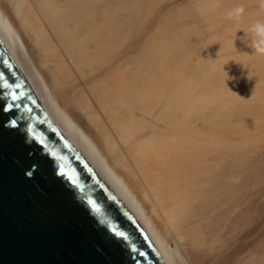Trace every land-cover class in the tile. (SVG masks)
Segmentation results:
<instances>
[{
    "label": "bare ground",
    "instance_id": "bare-ground-1",
    "mask_svg": "<svg viewBox=\"0 0 264 264\" xmlns=\"http://www.w3.org/2000/svg\"><path fill=\"white\" fill-rule=\"evenodd\" d=\"M257 22L261 0H0L43 112L162 264H264Z\"/></svg>",
    "mask_w": 264,
    "mask_h": 264
},
{
    "label": "water",
    "instance_id": "water-1",
    "mask_svg": "<svg viewBox=\"0 0 264 264\" xmlns=\"http://www.w3.org/2000/svg\"><path fill=\"white\" fill-rule=\"evenodd\" d=\"M0 264H162L1 41Z\"/></svg>",
    "mask_w": 264,
    "mask_h": 264
},
{
    "label": "clouds",
    "instance_id": "clouds-1",
    "mask_svg": "<svg viewBox=\"0 0 264 264\" xmlns=\"http://www.w3.org/2000/svg\"><path fill=\"white\" fill-rule=\"evenodd\" d=\"M261 6L264 7V0H261ZM243 11L244 9L242 7H238L233 11L229 12L228 16L229 18L233 16L239 18ZM251 31L254 34L253 46L256 49V52L264 55V23H255L252 26Z\"/></svg>",
    "mask_w": 264,
    "mask_h": 264
}]
</instances>
